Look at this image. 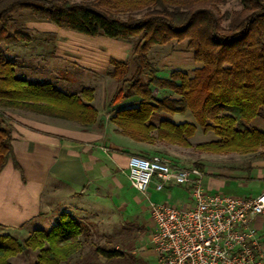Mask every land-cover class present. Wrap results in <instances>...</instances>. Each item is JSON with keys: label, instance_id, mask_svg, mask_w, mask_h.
<instances>
[{"label": "trees", "instance_id": "obj_1", "mask_svg": "<svg viewBox=\"0 0 264 264\" xmlns=\"http://www.w3.org/2000/svg\"><path fill=\"white\" fill-rule=\"evenodd\" d=\"M226 0H0V44L28 42L23 32H9L13 15L26 11L37 21L88 37L137 39L130 52L134 65L110 59L109 73L119 87L107 104L109 122L134 142L165 141L188 147L199 127L218 140L197 148L213 153H250L261 150L264 132L247 124L264 112V0H240V9L221 12ZM187 41L200 66L189 75L173 70L157 75L148 60L153 46ZM18 63L0 49V172L13 159L11 126L4 110H19L92 127L98 111L92 105L93 89L68 92L50 82L17 76ZM165 92L157 97L154 91ZM127 102V103H125ZM194 123H174L155 115H185ZM154 132V135L151 134ZM147 157L146 155L139 154ZM13 165L19 169L14 161ZM176 165V164H174ZM177 166V165H176ZM201 170L200 166H196ZM84 226L63 212L50 229H34L20 240L0 233V264L19 254L36 252L31 264H61L83 250ZM95 255L111 260L122 253L97 247Z\"/></svg>", "mask_w": 264, "mask_h": 264}, {"label": "crops", "instance_id": "obj_2", "mask_svg": "<svg viewBox=\"0 0 264 264\" xmlns=\"http://www.w3.org/2000/svg\"><path fill=\"white\" fill-rule=\"evenodd\" d=\"M32 24L44 33L61 30L49 22L33 21ZM80 36L102 43L113 42L112 45L108 43L109 47H117L126 52L131 48L126 41ZM55 56L52 54L48 58L51 61L73 60L77 66H83L85 72L95 73L99 70L94 59L89 60V65H82L76 58ZM114 58L123 61L125 52H118ZM19 61L34 72L44 71L41 66L25 64L28 60ZM51 74L63 80V90L73 82L67 78L60 79L53 71ZM82 85V88L88 87ZM12 111L19 113L4 111L11 126L13 159L8 160L0 172V233L19 232L26 228L30 230L34 222L50 216L54 205V219H58L63 212L68 213L84 226L87 237L82 252L65 264H122L121 260L125 258L123 254L111 260L95 255V249L104 246L95 244L92 238L95 235L120 236L123 234L120 230L144 227L142 222L134 218L137 216L130 209L134 196L129 195V191L135 190L120 172V169L126 168L130 155L140 154H135L131 148L130 142L134 141L129 138L126 141L120 137L122 135H118L120 143L114 142V129H110L113 131L111 135L108 134L109 116L100 113L99 109L96 123L87 129L66 120ZM14 161L19 169L14 167ZM201 171L204 190L209 194L249 198L264 192V161L253 160L242 166H222L217 169L201 168ZM162 192L165 201L176 200L180 206L191 204L183 187L166 186ZM133 218L135 223L132 222ZM150 222L152 233L151 219ZM251 223L264 244V215L252 217ZM99 227L106 231H99ZM113 248L122 252L117 246ZM139 249L142 250L141 259L134 261V257L129 256L131 264L132 261L157 264L151 243Z\"/></svg>", "mask_w": 264, "mask_h": 264}, {"label": "rangeland", "instance_id": "obj_3", "mask_svg": "<svg viewBox=\"0 0 264 264\" xmlns=\"http://www.w3.org/2000/svg\"><path fill=\"white\" fill-rule=\"evenodd\" d=\"M219 9L221 12L239 10L240 0H226L223 5L219 6ZM33 21L37 20L33 19L32 16L26 11H21L14 14L9 24V32H23L24 34L28 35L29 41L15 45L0 44V49L4 51L5 57L15 60L18 63V66L15 69L17 76H23L29 81L50 82L55 84L58 88H63V80H58L56 77H53L51 74V71H53L55 75L60 77V79L67 78L71 82L73 81L66 87L68 92H76V90L82 88V84H84L88 87L83 88L93 89L92 105L95 108L98 107L97 109H99L100 113H106L110 117L112 113L107 110V104L110 102L114 93L118 89L119 82L113 80V78H111L109 75L112 70L109 60L112 58L116 59L114 57L118 52L122 54L125 52V58L123 61L128 64L127 76H129L134 69V65L129 58L130 52L137 39L128 41V45L131 48L126 52L122 51L123 49H119L117 47H109L108 43L112 45L113 42L102 43L99 40L88 39L64 29L55 30L54 33H44L40 31L39 28H34V24H32ZM52 54H54V57H57L55 55H58L63 58H76L82 62V65H89V60L94 59L93 62L96 64V67L99 70H97L95 73L85 72L83 66H77L73 60H67L68 62H64L55 59L54 61H51L48 57ZM147 56L148 60L157 70V75L163 77H167L173 70H180L191 75L192 70L200 66L194 62L192 51L187 48L186 40L181 42L171 41L163 46H153L149 50ZM20 59H23L24 61L28 60L27 62H24L25 64L31 66H41L40 68H43L44 71L34 72V70L23 66V62L20 63L19 61ZM44 61H46L47 64H45ZM153 94L157 97H165L168 95L165 92L158 93L156 90L153 92ZM4 111L19 113L13 112L12 110ZM109 117L107 120L109 126L108 134L111 135L113 131L110 129H114L116 137L113 134L114 138L112 137V140L114 142L120 143L117 137L121 134H119L116 131V127L109 122ZM4 119L7 124L10 125V121L7 119L6 115ZM160 119H168L174 123H194L190 113H186L183 116H168L164 114L155 115L152 117L151 122L154 125H157ZM246 126L249 129H257L264 132V112H262L260 117L253 119ZM151 134L154 135V132ZM120 137L126 141L128 140V138L123 135ZM216 140H218V137H216L213 133L209 132L204 134L202 130L197 127L194 136L189 139L190 146L188 147L179 146L160 140H154L152 142H130V144L132 145L131 148L135 154L140 153L146 156L158 155L162 158L168 159L172 164H176L181 167L200 166L201 168L206 169H217L218 167L222 166H242L253 160L264 161V158L259 156L261 150L250 153H213L196 147V145L199 143ZM130 194L131 196H134V198H137L136 200L134 198L132 199L130 209L133 210L135 216H137L134 218L142 222L144 227L136 229L134 224L136 221H134L135 219L133 218L132 222H134L133 226H135V229L123 228L124 230H120V232L123 233L120 236L95 235L92 238V241L95 244H100L106 247V249H111L114 246H117L119 250L122 251L121 253L124 255L123 257H125L121 260L122 264H131V261L128 259L129 256L134 257V261L138 258L141 259L140 253L142 250L139 248L143 246H150L151 222L149 219L150 214L148 209V201L136 191L133 192V190H130L129 195ZM148 194L152 202H165L164 192L154 191L152 185H150L148 189ZM169 203L174 206H180L176 200L169 201ZM57 220L58 219H54L53 205L50 210V216L47 219L43 218L34 222V226L29 227L30 230L26 228L19 232L12 231L5 232V234H10L11 236L22 240L26 238L34 229H50L57 223ZM99 229V231L105 230L101 227H99ZM36 255V252H31L30 255L19 254L10 258L9 261L10 264H31L35 261ZM134 261H132V264H140Z\"/></svg>", "mask_w": 264, "mask_h": 264}, {"label": "built area", "instance_id": "obj_4", "mask_svg": "<svg viewBox=\"0 0 264 264\" xmlns=\"http://www.w3.org/2000/svg\"><path fill=\"white\" fill-rule=\"evenodd\" d=\"M132 189L148 201L157 264H264V244L251 219L264 215V192L242 198L209 194L197 167H181L158 155H130L120 169ZM150 185L183 187L191 204L152 202Z\"/></svg>", "mask_w": 264, "mask_h": 264}]
</instances>
